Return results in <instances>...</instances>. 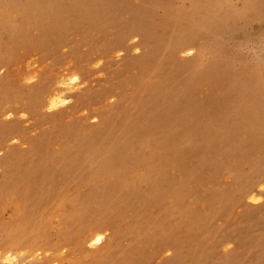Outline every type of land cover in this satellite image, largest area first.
Here are the masks:
<instances>
[{"label":"rangeland","instance_id":"374dc122","mask_svg":"<svg viewBox=\"0 0 264 264\" xmlns=\"http://www.w3.org/2000/svg\"><path fill=\"white\" fill-rule=\"evenodd\" d=\"M0 264H264V0H0Z\"/></svg>","mask_w":264,"mask_h":264},{"label":"bare ground","instance_id":"6f19581e","mask_svg":"<svg viewBox=\"0 0 264 264\" xmlns=\"http://www.w3.org/2000/svg\"><path fill=\"white\" fill-rule=\"evenodd\" d=\"M102 241V235L98 234L94 237V242L95 243H100Z\"/></svg>","mask_w":264,"mask_h":264}]
</instances>
